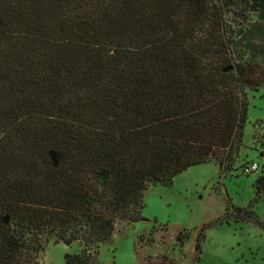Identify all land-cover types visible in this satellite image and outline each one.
Listing matches in <instances>:
<instances>
[{
  "label": "trees",
  "instance_id": "trees-1",
  "mask_svg": "<svg viewBox=\"0 0 264 264\" xmlns=\"http://www.w3.org/2000/svg\"><path fill=\"white\" fill-rule=\"evenodd\" d=\"M256 3L0 0V264H40L45 236L82 246L65 264H98L117 220H143L151 183L211 161L233 168L248 67L226 14L241 32ZM252 187L264 197V169Z\"/></svg>",
  "mask_w": 264,
  "mask_h": 264
},
{
  "label": "rangeland",
  "instance_id": "rangeland-1",
  "mask_svg": "<svg viewBox=\"0 0 264 264\" xmlns=\"http://www.w3.org/2000/svg\"><path fill=\"white\" fill-rule=\"evenodd\" d=\"M226 19L234 27L238 16L226 14ZM245 64L249 118L233 168L225 165L220 170L211 161L181 172L169 186L151 183L143 199V220H117L112 241L99 247L98 264H264V197L255 201L252 187L264 169V156L259 155L264 147L254 146L252 137L264 119V64ZM254 161L259 170L246 174L245 167ZM235 207L251 209L252 219L234 218ZM226 213L228 220L221 221ZM203 225L205 237L196 250V235ZM181 231L191 232L190 237L177 240ZM43 243L40 264H65V252L82 249L78 242L70 246L55 242L54 236H45Z\"/></svg>",
  "mask_w": 264,
  "mask_h": 264
},
{
  "label": "crops",
  "instance_id": "crops-1",
  "mask_svg": "<svg viewBox=\"0 0 264 264\" xmlns=\"http://www.w3.org/2000/svg\"><path fill=\"white\" fill-rule=\"evenodd\" d=\"M256 1L255 8L251 11L252 16L247 22H243L241 32H238L239 28L234 25L236 37L232 50L241 56L239 61L247 64H264V0ZM254 40L258 43H252Z\"/></svg>",
  "mask_w": 264,
  "mask_h": 264
},
{
  "label": "built area",
  "instance_id": "built-area-1",
  "mask_svg": "<svg viewBox=\"0 0 264 264\" xmlns=\"http://www.w3.org/2000/svg\"><path fill=\"white\" fill-rule=\"evenodd\" d=\"M244 170L246 174L256 172L259 170V164L257 162H252L251 164L246 166Z\"/></svg>",
  "mask_w": 264,
  "mask_h": 264
}]
</instances>
